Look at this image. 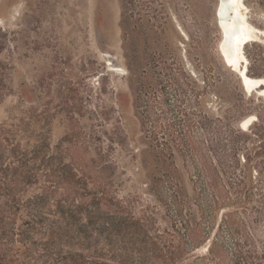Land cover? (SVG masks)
Segmentation results:
<instances>
[{"label":"rangeland","instance_id":"obj_1","mask_svg":"<svg viewBox=\"0 0 264 264\" xmlns=\"http://www.w3.org/2000/svg\"><path fill=\"white\" fill-rule=\"evenodd\" d=\"M244 4L264 30V0ZM216 5L0 0V129H40L104 193L112 234H87V260L264 264V86L246 93L223 62ZM244 55L264 80V38ZM26 211L5 226L7 260L66 264L32 234L18 242Z\"/></svg>","mask_w":264,"mask_h":264},{"label":"trees","instance_id":"obj_2","mask_svg":"<svg viewBox=\"0 0 264 264\" xmlns=\"http://www.w3.org/2000/svg\"><path fill=\"white\" fill-rule=\"evenodd\" d=\"M79 173L72 162L63 160L58 146L49 153L45 133L40 129L14 127L13 124L6 130L0 129V187L10 206L9 210L0 209V264H11L7 255L11 251L13 233L5 226L12 222L11 216H15L22 207L28 211L27 219L22 223L24 229L16 234L18 242L26 245L27 235L32 234L40 241L43 252L52 254L64 249L62 259L66 264L181 263L176 256L87 260L86 255L93 247L87 234L100 235L105 229L112 234V224L107 217L111 205L102 202L105 198L103 192H85L88 181ZM27 191H31V195L21 204V197ZM98 213L101 214L99 217ZM117 223H120V218Z\"/></svg>","mask_w":264,"mask_h":264},{"label":"bare ground","instance_id":"obj_3","mask_svg":"<svg viewBox=\"0 0 264 264\" xmlns=\"http://www.w3.org/2000/svg\"><path fill=\"white\" fill-rule=\"evenodd\" d=\"M246 12L247 7L244 0H217L215 17L221 32V40L218 45L220 56L225 65L238 75L244 91L250 93L263 87L264 80L251 78L247 75L244 46L264 38V30L254 27L249 22ZM222 15L223 18H218ZM244 64L246 65L245 73L242 70L245 67ZM254 84L260 85L250 90ZM250 121L249 117L243 120L242 127L248 125Z\"/></svg>","mask_w":264,"mask_h":264},{"label":"water","instance_id":"obj_4","mask_svg":"<svg viewBox=\"0 0 264 264\" xmlns=\"http://www.w3.org/2000/svg\"><path fill=\"white\" fill-rule=\"evenodd\" d=\"M224 16L222 15V16H219V18H223ZM243 73H245V71H246V65H245V67H243ZM260 84H254L252 87H251V89L250 90H253L254 88H256V87H258Z\"/></svg>","mask_w":264,"mask_h":264}]
</instances>
